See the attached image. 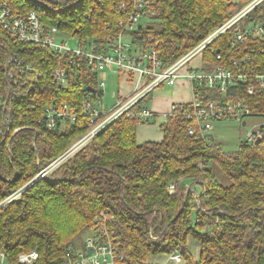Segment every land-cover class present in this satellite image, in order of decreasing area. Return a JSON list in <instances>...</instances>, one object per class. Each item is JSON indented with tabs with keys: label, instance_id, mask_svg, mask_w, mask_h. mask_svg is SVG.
<instances>
[{
	"label": "trees",
	"instance_id": "1",
	"mask_svg": "<svg viewBox=\"0 0 264 264\" xmlns=\"http://www.w3.org/2000/svg\"><path fill=\"white\" fill-rule=\"evenodd\" d=\"M41 1L54 11L29 0H8L18 13L35 10L46 26L100 43L121 33L118 22L136 10L134 0H83L61 12L55 10L76 0ZM146 1L155 16L127 34L141 49L156 47L168 65L253 0ZM257 24L264 25V0L203 49V64L241 63L246 53L262 62L264 35L233 40L236 31ZM11 53L19 65L6 64ZM58 65L67 71L61 87L51 81V70ZM88 86L96 88L92 72L84 67L76 72L47 47L8 38L0 43V202L19 191L0 206V250L7 258L14 261L19 253L35 250L40 263L50 264L76 236L94 227L96 214L107 213L126 264H149L150 256L176 250L184 264H264V125L259 143L244 140L224 152L219 143L207 147L188 136L179 111L160 125L161 142L138 144L139 122L124 113L38 177L88 128L82 115L52 129L38 120L53 103L80 107ZM230 91L222 97L216 89L202 88L208 98L240 100L258 115L264 111V89L256 87L249 95L236 84ZM147 96L134 109L142 108ZM213 166L228 177V185L218 182ZM186 182L199 185L200 191L187 192ZM189 236L199 247L197 258L187 250Z\"/></svg>",
	"mask_w": 264,
	"mask_h": 264
},
{
	"label": "built area",
	"instance_id": "2",
	"mask_svg": "<svg viewBox=\"0 0 264 264\" xmlns=\"http://www.w3.org/2000/svg\"><path fill=\"white\" fill-rule=\"evenodd\" d=\"M260 1L253 0L247 4L181 57L165 65L156 47L141 49L132 40L127 43L123 40L124 35L135 30L141 20L155 16L151 1L134 0L136 10L128 19L118 22L122 32L109 38L106 43H100L69 36L54 26H46L35 10L18 13L11 7L8 0H0V43H3L4 38H8L18 43L47 47L65 59L76 72L84 67L96 77L95 92L85 89V97L80 107H69L66 103L57 105L53 103L46 107L42 119L38 120V123L47 129H52L65 120L74 122L78 115H82L88 120L87 130L78 136L61 155L49 162L38 173V177H44L53 171L121 114L134 116L142 124L149 123L155 118L156 113L144 107L134 109V106L153 89L163 84L173 86L178 80H185L189 83L192 93L191 100L171 103L168 113L164 115L165 121L168 117H173L177 111L181 112L186 121L188 136L195 137L207 147L211 146L213 142L211 131L215 122L235 120L242 124L245 117H264V111L258 115L240 100L211 99L202 93V88L216 89L224 97L225 94L231 92V88L236 84L245 86L249 95L254 93L256 87L264 89V59L262 62H256L251 53H246L245 57L241 59V63L234 59L227 65L215 67L205 66L202 60L198 64H191L197 56L201 57L203 49L217 36L235 25ZM121 7L123 8V3H121ZM62 35L65 38H75L76 45L70 47L66 39L61 37ZM262 35H264V25H249L243 31H236L233 40L242 42L246 37ZM231 47L234 48L235 44ZM259 54L264 57L263 47L259 48ZM215 58L220 59V54H216ZM12 62L19 65V61L11 53L8 55L6 64ZM109 70L132 73L135 77L136 90L105 111L101 104V95H98L97 91L104 87L105 72ZM7 79L9 82L14 81L13 74H7ZM51 81L59 87L66 85L67 71L63 66L58 65L51 70ZM93 95L97 96L93 98ZM5 120L8 121V118L5 117ZM263 125L264 123L259 124L249 132L245 141L255 145V141L262 138L263 128L261 127ZM185 186L187 192H194L192 184ZM174 187L175 185L171 184L168 190L173 192ZM18 194L19 191L14 192L1 201L0 206ZM110 220L113 221V218ZM94 222V227L87 231L80 247H76V244L68 245L60 258L50 264H126L118 247L116 228L110 225L107 213L96 214ZM167 256L168 260L176 262L182 260L179 250L167 254ZM0 264L42 263H40L39 255L35 250L19 253L14 261H10L4 251L0 250Z\"/></svg>",
	"mask_w": 264,
	"mask_h": 264
},
{
	"label": "rangeland",
	"instance_id": "3",
	"mask_svg": "<svg viewBox=\"0 0 264 264\" xmlns=\"http://www.w3.org/2000/svg\"><path fill=\"white\" fill-rule=\"evenodd\" d=\"M250 3V2H249ZM248 3V4H249ZM247 5V4H246ZM244 5L243 7H245ZM63 39H66L67 44L70 47H74L76 45V37H67L61 36ZM130 35H124L123 40L127 42H131ZM201 57L200 55L197 56L191 64H198L200 63ZM129 80L131 82L135 81V77H124L123 73L121 72H106V75L104 77L105 85L103 88H99V90H102L103 93L100 96L101 97V104L103 109L106 111L116 102L117 96H118V90H120V85L123 80ZM166 85L163 84L162 86L158 87L161 89L160 91L163 92L166 89ZM166 92V91H165ZM245 125L239 124L235 120H227V121H220L215 122L213 124V128L211 131L212 140L216 143H219L221 146V149L224 152H231L234 151L237 148V145L239 142H243L245 140L246 135L253 131L256 126L259 124L264 123V117L262 116H249L244 118ZM77 138V137H76ZM213 173L218 182H220L223 185L229 184L228 177L221 171L219 168L213 166ZM187 185H191L192 182H186ZM192 187L196 191H200V186L192 184ZM88 230L83 231L78 236H76L72 243L76 244V247H80L83 243V239L86 236ZM197 243L192 237L187 238V250L195 256V247ZM167 254H160V255H153L150 256L147 259V263L153 264L155 261H160L159 264H162L165 260H168ZM168 264H184V261L181 260L180 262H169Z\"/></svg>",
	"mask_w": 264,
	"mask_h": 264
},
{
	"label": "crops",
	"instance_id": "4",
	"mask_svg": "<svg viewBox=\"0 0 264 264\" xmlns=\"http://www.w3.org/2000/svg\"><path fill=\"white\" fill-rule=\"evenodd\" d=\"M107 72V71H106ZM105 72V75H106ZM109 72H121L124 77H133L132 73H126L124 71H113L109 70ZM136 90V82L127 81L126 79L121 82L120 90H118V96L116 102L128 97ZM161 89L158 87L153 89L150 93H148L147 97L143 102V107L152 110L156 113L154 119H152L149 123H139L136 127V142L138 144L143 143H159L163 140V133L160 130V125L165 122L164 115L168 113L169 107L171 103L175 102H189L191 100V88L187 81L178 80L173 86H167L166 89L161 92ZM98 95H102L103 91ZM166 91V92H165ZM115 102V103H116ZM114 103V104H115ZM113 104V105H114ZM199 253V247L196 245L195 247V256L197 258ZM169 262H174L172 260H165L162 264H168ZM160 261H155L153 264H159Z\"/></svg>",
	"mask_w": 264,
	"mask_h": 264
},
{
	"label": "water",
	"instance_id": "5",
	"mask_svg": "<svg viewBox=\"0 0 264 264\" xmlns=\"http://www.w3.org/2000/svg\"><path fill=\"white\" fill-rule=\"evenodd\" d=\"M29 1H31V2L34 3L35 5H38V6H40V7H43L44 9L52 10V9L49 8V6H48L45 2H43V1H41V0H29ZM82 1H83V0H76V1H74L73 3L69 4L67 7H65V8H63V9H58V10H55V11H57V12H61V11H64V10L70 9V8H72V7H74V6L78 5V4H80ZM52 11H54V10H52ZM139 27H140V26L138 25V28H139ZM85 89H86L87 91H90V92H93V93L95 92V89L92 88V87H90V86L86 87ZM101 92H102V91L100 90L99 93H101ZM244 124H245V122L242 123V125H244ZM259 141H260V139H257V140L255 141L254 144L259 143ZM183 249H184V248L182 247V251H183Z\"/></svg>",
	"mask_w": 264,
	"mask_h": 264
}]
</instances>
